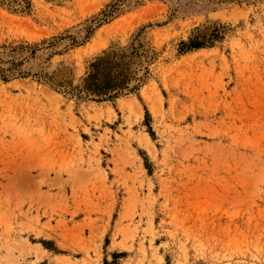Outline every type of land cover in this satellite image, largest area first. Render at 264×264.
<instances>
[{"label":"rangeland","instance_id":"rangeland-1","mask_svg":"<svg viewBox=\"0 0 264 264\" xmlns=\"http://www.w3.org/2000/svg\"><path fill=\"white\" fill-rule=\"evenodd\" d=\"M219 233L264 264V0H0V264Z\"/></svg>","mask_w":264,"mask_h":264},{"label":"bare ground","instance_id":"bare-ground-1","mask_svg":"<svg viewBox=\"0 0 264 264\" xmlns=\"http://www.w3.org/2000/svg\"><path fill=\"white\" fill-rule=\"evenodd\" d=\"M186 239L176 248L174 258L177 263L181 259L182 264L197 261L206 264H254V259L242 257L236 234L194 235Z\"/></svg>","mask_w":264,"mask_h":264},{"label":"trees","instance_id":"trees-1","mask_svg":"<svg viewBox=\"0 0 264 264\" xmlns=\"http://www.w3.org/2000/svg\"><path fill=\"white\" fill-rule=\"evenodd\" d=\"M200 44L199 43H196V44H194V45H192V46H199ZM191 46H184V47H181L180 48V50L181 51H183V50H186V49H188V48H190Z\"/></svg>","mask_w":264,"mask_h":264}]
</instances>
